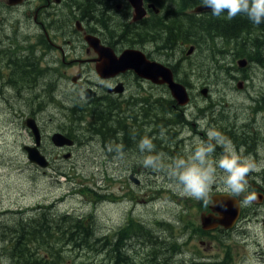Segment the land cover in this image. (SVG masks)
<instances>
[{"label":"flooded vegetation","instance_id":"flooded-vegetation-1","mask_svg":"<svg viewBox=\"0 0 264 264\" xmlns=\"http://www.w3.org/2000/svg\"><path fill=\"white\" fill-rule=\"evenodd\" d=\"M174 1L141 0L142 15L140 19L135 20V9L129 0H0V119L3 116H13L16 126L24 129L29 136L28 143H22L23 150L25 151L28 146L38 147L41 154L49 161L48 169L30 163L38 172L47 174L54 169L58 174H66L67 169L60 167L73 166L69 168L72 170L70 177L78 182L83 175H80L76 168L78 163L72 161L75 151L93 143L96 146V153L92 160L96 167L102 163L103 169L97 170V174H102L100 177L103 181L120 182L118 179L133 181L134 177L141 176L144 171L142 161L137 158V145L145 135L153 140L155 150L151 154L155 155L162 154L164 144L172 143L171 147L180 150L178 145L186 140L194 145L203 138L207 141L209 128L221 132L238 152L243 149V156H250L257 162L264 159V95H260L261 98L258 96L259 100L248 97L250 105L244 117L233 116L234 121H232L223 112L220 119L231 120L220 123V126H217L218 122L212 117H205L204 113H201L204 107L198 113L191 114L189 111L196 99L190 90L193 88L192 82L185 75L182 65L188 59L191 64V60L195 62L199 57L200 46L204 43L203 38L198 37L199 33L213 35L216 38L212 42L213 49L229 56L230 63L237 65L238 60L244 58L241 54L245 46L241 42L243 31L240 37L236 38L238 26L235 24L238 19L228 20L226 17L229 26L232 25L230 29L228 25L223 30L217 29L220 21L212 15L210 8L205 6L206 10L196 12L197 7L202 3L197 5L195 0H187L179 7ZM117 16L121 21L114 23ZM178 16L184 22L181 27L174 28L178 23L177 19L174 23V19ZM112 23L114 28L110 30ZM172 27L174 28L172 33L166 35ZM213 31H218L217 35L220 37L215 36ZM170 41L175 49H179L182 44L184 56L177 62H171L168 58ZM93 44L109 49L108 53L113 58H119L124 51L135 50L141 52L149 62L168 67L175 81L185 85L189 91L190 103L185 106L178 105L167 84L139 77L131 69L111 73L109 76L101 75L99 69L103 60ZM219 46L223 49L220 50ZM246 46L251 47L252 44L248 43ZM256 46L259 47L254 40L253 47ZM260 49L264 51V42ZM244 59L249 60L244 68L233 67L236 74H233L231 82L237 88L239 83L242 84V88H238L241 93L249 91L252 74L258 76L259 86L264 85V62L254 60L252 55ZM220 67L225 68L226 72L229 71V67ZM208 84L207 81L201 85L205 88ZM48 85L50 96L46 91ZM208 89L210 93V88ZM209 93L203 95V98H211ZM2 96L8 99L9 104L6 107ZM27 96L32 98L25 105ZM164 101L173 102L172 110L168 111L169 115L166 118L163 116ZM11 102H18V108H21L19 104L21 103L24 108L23 114L17 113L15 109H9V105L13 107ZM37 102L39 106L36 107ZM44 104L51 107L53 118L62 117L64 114L66 124L59 123V126L51 127L49 122L42 120ZM222 109L229 111L231 107L222 105ZM222 109L221 111H224ZM80 115L86 125L82 121L81 124L74 121L76 116ZM29 118L37 122L38 136L27 127L26 120ZM165 119L169 125H172L167 131L163 126ZM108 126L111 128L105 131ZM185 131L186 136H183ZM57 133L72 139L73 145L63 147L55 145L53 136ZM116 146L122 148L124 154L122 158L118 157L114 150H110ZM216 147L220 149L221 146ZM173 149L169 151L171 155L176 156ZM145 155H148L147 152L140 154L142 159ZM62 161H68V165H61ZM115 167L118 168L112 172H117L116 178L107 174L110 168ZM95 175L96 172L93 176ZM96 180L99 181V178ZM248 181L247 192L234 199L243 200L249 192L255 191L259 198L258 202L239 206L238 219L231 228L218 226L203 231L205 232L203 235L195 230L198 237L204 236L202 240L193 233L192 223L188 222L184 224L182 230L178 229L179 234L176 238L166 239L171 241L165 242V246L158 247L157 241L152 242L153 250H150L149 246L146 249L147 261L163 259L175 263L180 260L182 262L198 260L199 264H225L227 255L221 258L220 253L212 254L216 248L221 247L218 242L219 237L225 236L228 239L233 232L243 229L240 227L243 222L250 224L262 219L261 224L264 225V216H262L264 169L251 173ZM76 189L77 187H74L73 191ZM103 189V186H100V191ZM102 195H106L103 198L105 197L107 201L116 203L124 201H119L117 194ZM124 198L126 199V195ZM57 209L53 205L51 207L38 205L31 208L30 214H33L34 221L38 224L41 220H49L43 228L55 229V239L61 245L64 234H57L61 224L56 220H64V215L74 214L69 211L60 212L61 210ZM82 215L74 216L80 219ZM50 216H55L56 220L50 219ZM183 219L179 217L177 224ZM129 225L130 220H126L113 229L109 236L112 245L128 241L126 228ZM185 228L189 229L187 233ZM255 242L261 245L263 239H257ZM194 246H201L205 253L199 252L200 255L195 254L192 255L191 260H185L184 250ZM215 258L219 259L213 260Z\"/></svg>","mask_w":264,"mask_h":264},{"label":"rangeland","instance_id":"rangeland-1","mask_svg":"<svg viewBox=\"0 0 264 264\" xmlns=\"http://www.w3.org/2000/svg\"><path fill=\"white\" fill-rule=\"evenodd\" d=\"M184 1L187 0H175L174 2L176 3V6L180 7ZM236 18L238 19L237 24H235V26H238V30L236 29L238 36L244 30L242 27L243 24L250 25L252 28L261 27L248 24L249 21L247 20V17L243 15L237 16ZM176 19L178 23L174 25V28L181 27L182 22L184 21L178 16L174 19V23ZM217 19L220 21L217 29L220 28L223 30L226 28V25L229 26L228 21H226V13L221 17H217ZM120 21L121 18L117 16L114 23H119ZM107 25H109V23H107ZM113 28L114 25L112 23L110 30ZM174 28L172 27L166 35H170ZM138 32H140V30ZM252 32L253 33L249 34L247 31H244L241 37V42L245 45V49L251 53L254 60L264 62L263 49L253 47L254 39L259 38L256 39V42L261 48V45L264 42V39L262 38L264 37V29L262 31L255 29ZM217 33L218 31H213L215 36L220 37ZM198 37H202L204 41L200 46L201 53L199 54V57L195 62L191 60V64H189L190 61H188V59L184 62V65H182L185 75L191 80L192 85L194 86L193 88H190V90L196 99L195 103L197 102L191 106L189 110L191 111L190 113H198V111H201L202 107H204L205 109L201 113H204L203 115L205 117H212L213 120L217 121V126H220V123H224L231 119L234 121V118H232L233 116L238 118L244 117L247 113L246 109H248L250 105L248 97L252 100L255 98L259 100L258 96L261 98V96L264 95V85H262V87L259 86L258 76L252 74L253 78L249 91L246 93L239 92L236 85L231 83L233 81V74L235 73L233 67H239L238 64H231L229 56L219 53L217 49H213L212 42L216 39L213 35L199 33ZM238 42L240 44V40ZM248 43L252 44V46L247 47L246 45ZM169 47L167 55L171 62H177L183 58L182 44H180L179 49H175L172 41H170ZM219 48L220 50L223 49L222 46H219ZM220 66L229 67V71L226 72L225 68L223 69ZM207 81L209 84L205 87L210 88L211 94H209L211 95V98L209 99L203 98V95L201 94V90L204 87L201 84H204ZM46 91L48 96H50L51 91L49 85L46 87ZM31 98L32 96L25 97V105H27V102L30 101ZM2 101L5 103L4 107L9 104L8 99H5L3 96ZM11 104L13 107L9 105V109H15L18 111L17 113L23 114L24 108L21 103H19L21 108L17 107L18 102H11ZM47 105L48 104H44L43 106V111H45L42 113L41 119L49 122L51 127L59 126V123L66 124L65 117L63 116L64 114L62 117L58 116V118H53L51 107ZM222 105L230 106L231 109L229 111L228 109H222ZM37 106H39L38 102L36 107ZM69 106H71V103H69ZM33 107H35L34 104ZM164 107L165 106L163 105V116L167 117V115H169V109L164 110ZM221 109L224 111H221ZM52 110L54 111L55 109ZM234 111L236 113L233 114ZM223 112H225L231 119L221 120L220 118ZM14 121L15 118L13 116H3L0 119V212H3L0 214V222L5 224L9 229L6 232L3 230L6 240L8 238L16 239L18 235H20V232L17 230L20 229L17 228L19 221H23L25 224L27 218H29L30 223L28 224V227H38V223L31 221V219H35L33 214L27 215L29 213V208L33 205L38 206V203H50V205L56 206L58 208L57 210H61L60 212L69 211L74 215L84 214L86 217L93 213L98 228L96 232L98 237L111 235L113 229L117 228L126 220H135V224L143 226L145 231L139 233L140 235L131 238L129 242H125L121 245L122 256L127 258L129 256L130 262L121 264H155L156 262H162L163 259L147 261L145 258V256L147 257L146 249L149 246V249L153 250L151 243L154 241L158 242V247L165 246V242H170L173 240V237L176 238L179 234L178 229L182 230L184 224H187L188 222L192 223L191 230L198 237L195 230L199 231L201 228V214L204 211L208 212L210 210L209 208H205L207 206H205L202 201H197L182 195L166 173L155 172L142 166V169L144 170L142 175L136 176L140 180V186L135 185L132 181H124L123 179H118L120 182L103 181L100 177L102 174H97V170L103 169L102 163L96 167L92 160L93 155L96 153V146L92 143L90 146L75 151V157L72 161L78 163V167L76 168L78 169L79 174L83 175L82 179L78 182H76L77 180L75 179L66 180L63 176L58 174L57 170L54 171V169L50 170L47 174H43L38 172L34 166L30 164L27 158V153L22 148V143L24 142V144H27L29 141L28 133L24 129H21V127H17V123L15 124ZM16 121H18V119ZM74 121H76L77 124H81L83 122L81 115L79 117L76 116ZM111 126L106 127L104 130L106 131L111 128ZM163 126L166 131L172 128V125H169L167 121L163 122ZM183 136H186V131ZM179 140L180 139H178V141ZM202 141L207 142L204 138ZM175 142H177V140ZM171 146L172 143L169 145H162L163 152L161 155L163 156L165 163H171V161L177 157L186 158V156L194 150L196 145L186 140L178 145L180 150ZM170 149H173L176 152V156L171 155L169 151ZM222 152V147H220V149L216 147L212 158L214 160L218 159ZM140 154L142 155V152L138 147L137 158L142 161L143 159ZM147 154L149 155L151 153ZM133 159H135V156H133ZM60 164L68 165V161H62ZM70 167L73 166L60 168L72 171L69 169ZM116 168L118 167H115L114 169L110 168L107 174L111 177L114 175L116 178L117 172H112V170H116ZM95 172L96 175L93 176ZM222 176L223 173L218 169L217 182L212 187L210 194L211 198L208 202L209 207L215 205L213 198L217 196L214 194L224 191L225 186L220 179ZM151 177L152 179L150 180ZM97 178H99V181L96 180ZM84 183L96 187L99 191L100 186H103L104 189L103 191H100L101 194H117L120 198L119 201H124L118 203L113 201H95L93 198H90L91 196L72 192L74 187L79 188ZM125 195L126 199L124 198ZM214 214L218 215L217 213ZM262 216H264V213ZM179 217H183L184 219L177 224ZM51 218L56 220L55 216H50V219ZM56 221L60 222L61 229L65 231L66 226L64 220L57 219ZM261 221L262 219L251 222L250 224L243 222L240 224V227L243 229L233 232L228 239L225 236L219 237L220 239L218 242L221 247L218 246L220 249L214 248L215 251L212 254L220 253L222 255L221 258L227 254V264H264V225L261 224ZM185 231L187 233L189 229L185 228ZM146 232H149V234ZM12 234H15L17 237H13L14 235ZM170 237L171 240H166ZM198 238L203 240L204 236ZM257 239H263L261 245L255 242ZM4 242L6 243V241ZM215 242L217 243L216 239ZM221 242L225 243V245H222ZM3 247L4 246L1 244L0 251ZM199 252H201V254L205 253L201 246H194L191 247V249L187 248L184 250V259L191 260L193 258L192 255H200ZM1 254L0 264H5V260L8 257L5 249L1 251ZM183 256L184 255H182V257ZM71 257L76 259L77 264H108L109 261H107V256L105 254H94L89 250L82 252L79 257L78 249H74L71 252ZM78 257L80 258L79 261L77 260ZM217 259L219 258L213 260ZM198 262V260L188 262H182L180 260L175 263L168 262V264H194Z\"/></svg>","mask_w":264,"mask_h":264},{"label":"clouds","instance_id":"clouds-1","mask_svg":"<svg viewBox=\"0 0 264 264\" xmlns=\"http://www.w3.org/2000/svg\"><path fill=\"white\" fill-rule=\"evenodd\" d=\"M201 3L210 8L215 17L226 13L227 19L232 20L243 15L253 25L264 24V0H201ZM207 136V142L198 141L186 158L177 157L171 163H165L161 154H149L144 156L142 165L146 169L166 173L182 195L202 201L205 206L217 182L218 169L223 173L220 179L226 193L233 198L246 193L249 175L264 169V159L257 162L250 156H243V149L238 152L232 142L216 129L209 128ZM217 145L222 147L223 152L214 160L212 156ZM138 147L142 153H153L155 150L153 140L147 135L140 140ZM110 150H114L120 158L124 155L120 146ZM258 199L257 193L252 191L243 200L236 201V206H248L258 202ZM5 264H10V261L6 259Z\"/></svg>","mask_w":264,"mask_h":264},{"label":"trees","instance_id":"trees-1","mask_svg":"<svg viewBox=\"0 0 264 264\" xmlns=\"http://www.w3.org/2000/svg\"><path fill=\"white\" fill-rule=\"evenodd\" d=\"M195 4H201V0H195ZM248 24L252 23L249 21ZM231 26L232 25L228 26V29H230ZM259 26L261 27L252 28L250 25L243 24V32L247 31L249 34H251L255 29L262 31L264 29V24H261ZM238 37L240 36H238L237 34L236 38ZM256 39L257 38H255L254 40ZM258 48L260 49V47ZM248 55H251V53L244 47L241 56L246 57ZM172 104L173 102L164 101V110H172ZM164 121H166V119ZM78 192H80L79 194L81 195L83 194L86 196H91L90 198H93V200L95 201H102V199H104L103 196H106L102 195L100 191L96 189V187L90 186L86 183L82 184V186L79 187ZM38 205H41L42 207L52 206L46 205L45 203H38ZM34 206L35 205L31 206L29 209L31 210V208H33ZM207 207L205 208L207 209ZM2 213L3 212H0V214ZM27 215H30V211ZM83 216L84 214L80 217V219H77V217L74 215L63 216L66 230L63 231L61 229H58L59 231H57V234H64L61 239V245L59 244V241L55 239V229L43 228V225L45 223H48L49 220H41L40 224H38V227L35 228L28 227V224L30 223L29 218H27V222L25 224L23 223V221H19L17 228L20 229L17 230L20 232V235H18L17 237L15 234H12L14 235L13 237L17 238H8L7 240L4 236L3 230L4 232H6L9 229L5 226V224L0 222V245L2 244L4 246L1 251L5 249L8 256H6V259L10 261V264H77L76 259L74 258L73 260L71 257V252L74 249H78L79 257L82 252L89 250L94 254H105L107 256V261L109 260L108 264L130 263L129 258L122 256V244L117 243L115 245H112V242L109 239L110 235L98 237V235L96 234L98 228L96 226L94 214L91 213L86 217ZM34 220L35 219H31V221ZM135 222V220L131 219L130 225L126 228V233L129 236L127 242H129L131 238L140 235L139 233L145 231V228L143 226L135 224ZM8 226L10 227L9 224ZM199 231L202 235L205 233L201 228L199 229ZM146 233L149 234V232ZM4 241H6V243ZM221 243L222 245H225V243ZM1 251L0 255H2ZM79 257L77 259L78 261L80 259ZM155 264H168V262L162 261L156 262Z\"/></svg>","mask_w":264,"mask_h":264},{"label":"water","instance_id":"water-1","mask_svg":"<svg viewBox=\"0 0 264 264\" xmlns=\"http://www.w3.org/2000/svg\"><path fill=\"white\" fill-rule=\"evenodd\" d=\"M133 8L135 9L134 19H140L141 12V0H129ZM205 7H199L197 11L203 10ZM93 46L100 52L103 63L99 72L103 76H109L111 73H118L125 69L133 70L139 77L149 78L157 83L167 84L171 91L173 98L177 101L178 105L185 106L190 103V95L187 88L176 82L172 71L159 63L149 62L145 59L144 55L135 50H127L122 53L119 58H113L108 52L109 49L101 48L93 44ZM113 54V53H112ZM247 60H240L239 66L245 67ZM238 88H242V84H238ZM202 94L206 96L208 89L205 88ZM34 133L39 135V127L34 119H29L27 123ZM53 142L59 147L72 146L73 140L69 137L57 133L53 136ZM28 151V159L31 163L38 165L39 167L46 169L49 166V162L46 157L43 156L38 147H26ZM136 184H139L137 178H133ZM215 205L211 206V212H203L201 214V223L204 230L215 229L218 226H223L226 229L231 228L238 219L239 206H236V200L227 195H219L214 198ZM222 203L223 206L220 204ZM217 213L218 215L214 214Z\"/></svg>","mask_w":264,"mask_h":264},{"label":"bare ground","instance_id":"bare-ground-1","mask_svg":"<svg viewBox=\"0 0 264 264\" xmlns=\"http://www.w3.org/2000/svg\"><path fill=\"white\" fill-rule=\"evenodd\" d=\"M82 2V1H81ZM167 2V1H166ZM169 4V3H168ZM95 7V6H94ZM171 7V6H170ZM131 9H132V7H131ZM194 9V8H193ZM134 11V10H133ZM94 12V11H93ZM91 16V15H90ZM162 23V22H161ZM248 38V37H247ZM246 41H248V40H246ZM230 42V41H229ZM233 42V41H232ZM227 45H229V44H227ZM188 48V47H187ZM196 48V47H195ZM186 51V50H185ZM227 51H229V50H227ZM230 52V51H229ZM224 57V56H223ZM249 61V60H248ZM251 63V62H250ZM249 68H251L250 66H249ZM232 69V68H231ZM263 69V68H262ZM239 71V70H238ZM249 71V70H248ZM236 74V73H235ZM193 75V74H192ZM251 80V79H250ZM264 82V81H263ZM194 87V86H193ZM164 96V95H163ZM210 96V95H209ZM235 96V95H234ZM171 98V97H170ZM197 103V102H196ZM195 103V104H196ZM251 105H253V104H251ZM218 108V107H217ZM245 109V108H244ZM208 110V109H207ZM202 111H204V110H202ZM82 148V147H81ZM80 148V149H81ZM136 167V166H135ZM128 173V172H127ZM140 173V172H139ZM140 186V185H139ZM111 197V196H110ZM113 197V196H112ZM105 198V197H104ZM116 198V197H115ZM67 213V212H66ZM68 215V214H67ZM79 218V217H78ZM140 222V221H139ZM119 229V228H118ZM125 235H126V233H125ZM161 235V234H160ZM124 236V235H123ZM134 244V243H133ZM135 246H137V245H135ZM146 247V246H145ZM128 248V247H127ZM154 248H156L155 246H154ZM136 254V253H135ZM129 255V254H128ZM134 255V254H133ZM132 255V256H133ZM137 255V254H136ZM140 255V254H139ZM128 258H129V256H128ZM130 258H131V256H130ZM134 258H135V256H134ZM137 258V257H136ZM149 258V257H148ZM201 258V257H200ZM131 261V260H130ZM133 261V260H132ZM138 261V260H137ZM142 261V260H141ZM134 262V261H133ZM200 262V261H199ZM205 262V261H204ZM134 263H136V262H134ZM145 263V262H144ZM220 263V262H219ZM225 263V262H224ZM189 264V263H188ZM223 264V263H222ZM225 264H227V262L225 263Z\"/></svg>","mask_w":264,"mask_h":264}]
</instances>
